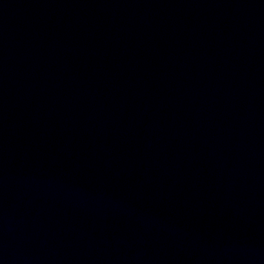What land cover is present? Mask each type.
<instances>
[{
    "label": "water",
    "instance_id": "obj_1",
    "mask_svg": "<svg viewBox=\"0 0 264 264\" xmlns=\"http://www.w3.org/2000/svg\"><path fill=\"white\" fill-rule=\"evenodd\" d=\"M0 264H264V0H0Z\"/></svg>",
    "mask_w": 264,
    "mask_h": 264
}]
</instances>
